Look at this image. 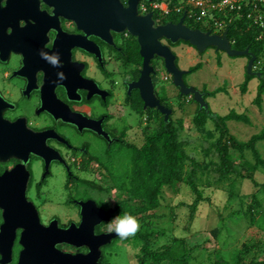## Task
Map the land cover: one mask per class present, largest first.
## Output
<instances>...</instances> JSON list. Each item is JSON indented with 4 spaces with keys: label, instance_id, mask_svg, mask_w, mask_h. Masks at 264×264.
I'll list each match as a JSON object with an SVG mask.
<instances>
[{
    "label": "flooded vegetation",
    "instance_id": "1",
    "mask_svg": "<svg viewBox=\"0 0 264 264\" xmlns=\"http://www.w3.org/2000/svg\"><path fill=\"white\" fill-rule=\"evenodd\" d=\"M179 1L0 0V264H114L127 248L137 250L130 264H144L132 237L106 230L125 200H108L118 157L126 151L130 165L139 121L159 113L134 87L144 59L123 26L134 3L136 20L189 27ZM148 68L169 108L155 86L163 60Z\"/></svg>",
    "mask_w": 264,
    "mask_h": 264
},
{
    "label": "rangeland",
    "instance_id": "2",
    "mask_svg": "<svg viewBox=\"0 0 264 264\" xmlns=\"http://www.w3.org/2000/svg\"><path fill=\"white\" fill-rule=\"evenodd\" d=\"M179 2L176 8H181L187 0ZM250 5L252 12L247 14L246 20H251L259 26L261 30L257 40L264 41V0H246L245 7ZM222 16L230 18L227 15ZM243 16L241 12L230 20H240ZM220 19L219 15L210 14L206 21L221 24L220 35H222L227 31V25ZM195 26L197 27L196 24ZM207 31L209 30H203V32ZM231 43L234 46V41ZM172 51L177 57V66L181 70L187 72L191 68L201 66L199 70L185 75L187 86L194 87L203 94L204 91L208 94L218 91L216 95L205 99L212 116L224 117L234 112L247 119V122L230 120L226 123L232 136L240 142H247L254 135L264 132V94L260 105L256 103L260 78L249 81L247 92H241V86L246 81L247 57L231 58L214 48L199 53L186 42L173 45ZM262 68H264V52L253 70L260 72ZM155 86L158 88L156 89L158 97L165 98L172 110L171 117L179 130V141L184 142L187 153L194 159V163L187 164L186 170H196L195 183L204 201H201L192 218L188 206L197 200V196L191 188L186 184L176 183L175 187L165 189L160 200L161 205L156 212L159 217L149 220L154 230L163 231L165 234L159 244L153 248L162 245L172 246L173 241L176 240V247L184 246L190 252L191 260L188 264L216 262L232 264V256L240 250H249L252 254L257 252L256 258H263L264 169L259 168L254 173L243 170L246 162L255 163L250 150L244 152L243 159L237 153H232L236 160V169L247 178L230 175L225 180H219L214 166L218 164V159L212 146L215 141L214 136L215 138L219 136L214 122L211 119L207 120L205 132H200L196 128L195 117L197 112L202 110L201 106L191 96L179 97L178 88L173 85L166 73L159 76ZM160 122V118L154 119L151 123L139 121L134 132V140L138 148L144 145L148 135L160 128ZM207 131L214 134L212 139L207 137ZM256 150L264 159V141L257 143ZM128 158L126 151L118 157L121 178L124 177V170H127ZM195 164L200 167L194 166ZM123 196H119V192L114 191L109 194L108 200L116 202L118 199H125L126 193H123ZM127 242L141 249L140 245L133 243V238ZM178 242L181 244L179 245ZM135 253H137L136 249H119L117 257L113 259L114 264H130L128 260Z\"/></svg>",
    "mask_w": 264,
    "mask_h": 264
},
{
    "label": "trees",
    "instance_id": "3",
    "mask_svg": "<svg viewBox=\"0 0 264 264\" xmlns=\"http://www.w3.org/2000/svg\"><path fill=\"white\" fill-rule=\"evenodd\" d=\"M242 12L244 14L243 18L235 21L231 20V23H229L228 19L235 18L238 15L237 11L227 12L226 15L230 18H224L222 15H219V17L227 25L228 39L230 42L234 41L233 48L240 51L248 49L256 57L254 62V66L256 67L264 52V41L257 40L261 29L253 21L246 20L247 14L252 12L251 5L248 7L244 6ZM186 22L189 28L193 29L194 23L192 24V21L189 19ZM247 58L249 61L250 57ZM200 67L198 65L191 68L186 74H191L199 70ZM156 68L157 70L159 69L158 65ZM259 71L262 73V78H260L256 100L258 105H260L261 97L264 94V68ZM254 78L258 77L246 73V81L241 86L242 93L247 92L248 83ZM217 92L214 91L208 94L207 91H204V99L216 95ZM179 97L183 98L181 95ZM158 114L157 118L159 119ZM171 116L168 122H165L163 119L161 120L160 128L146 137V141L141 148L135 147L131 150L130 165L124 177L115 180V187L120 193H126L127 195L117 209L118 214L131 213L142 224L140 230L132 238L135 245L141 246L144 264H188L191 260L190 252L184 246L176 247V240L173 241L172 246L162 245L158 248H153L156 244H159L158 242L161 237L165 235L163 231L154 230L152 223L149 222L152 218L159 217L156 212L161 205L160 200L162 199L164 190L175 187L176 183L188 185L197 196V200L188 206L192 212V218L201 201H204L195 183L196 170H186L187 164L189 162L194 163V159L187 153L184 142L179 141V130L175 126ZM208 119L214 122L216 131L219 133V136L215 138L212 132H206L209 139H212L213 136L215 139L212 146L218 159V164H214V166L219 180H225L230 175L247 178L245 174L238 172L236 169V160L233 158L232 153H237L243 159L244 152L250 150L255 163L246 162L243 165V170L245 169L249 173H254L259 168L264 169V159L256 150L257 143L264 141V132L254 135L247 142H240L229 133L226 123L230 120L247 122V119L234 112L224 117L212 116L210 109H202L197 112L195 125L200 132H205V124ZM197 165L195 164L194 166L200 167ZM178 243L179 245L181 244L180 242ZM256 255L257 252L252 254L249 250H240L232 256V264H264V257L258 259ZM215 264L228 263L216 262Z\"/></svg>",
    "mask_w": 264,
    "mask_h": 264
},
{
    "label": "water",
    "instance_id": "4",
    "mask_svg": "<svg viewBox=\"0 0 264 264\" xmlns=\"http://www.w3.org/2000/svg\"><path fill=\"white\" fill-rule=\"evenodd\" d=\"M135 4H131L125 15L124 31L138 39L140 46V54L144 59L145 68L142 71L141 78L137 84L134 85L135 89L139 90L141 98L146 107L157 109L160 114L164 116V121L168 122L172 110L165 108L160 104L155 95V87L151 78L152 69L148 68V62L154 57L161 58L164 62L166 73L171 77L173 85L179 89L181 96H191L193 100L201 106V109L208 110L209 105L204 99V94L196 90L194 87L187 86L184 80L186 71L181 70L177 66V57L170 49V47L161 44L160 40L165 39L171 44L178 42H186L194 47L199 53L205 52L209 48H214L217 52H223L229 57H250L246 71L248 75H254L262 78V73L254 72V62L256 57L250 53L248 49L240 51L234 49L230 40L228 39V31L222 36L212 34L211 32H203L199 29L192 30L183 24L182 19L177 25L167 24L162 27H153L152 23H144L145 18L136 20L133 17V9ZM131 9V11H130ZM14 222V218L11 219ZM37 218L28 219V227L32 228L28 236L31 241L37 237L38 233L35 228L39 226ZM2 235V231L0 233ZM13 238V235L11 236Z\"/></svg>",
    "mask_w": 264,
    "mask_h": 264
},
{
    "label": "built area",
    "instance_id": "5",
    "mask_svg": "<svg viewBox=\"0 0 264 264\" xmlns=\"http://www.w3.org/2000/svg\"><path fill=\"white\" fill-rule=\"evenodd\" d=\"M242 3L244 4L242 5ZM245 5H246V0H187V2L183 4V8L189 20L192 21V24L194 23L193 24L194 26L196 24L197 28H199L202 31L209 30L207 32H211L212 34L222 36L223 34L220 35L221 24H218L216 22L212 23L208 20L206 21V19H208V16L210 14L212 15L214 14L216 16L218 15L225 16L227 12H233V11H237L238 14H240L243 11V7ZM152 8H157V4H154ZM141 9L143 11H146V8L143 6ZM176 9H180V8H176ZM228 21L230 22L231 20L228 19ZM224 24L226 25L225 22Z\"/></svg>",
    "mask_w": 264,
    "mask_h": 264
},
{
    "label": "clouds",
    "instance_id": "6",
    "mask_svg": "<svg viewBox=\"0 0 264 264\" xmlns=\"http://www.w3.org/2000/svg\"><path fill=\"white\" fill-rule=\"evenodd\" d=\"M140 227L141 225L138 219L131 213L125 212L111 218V220L107 222L106 230L109 233H113L121 240H127L129 237L135 236L137 231L140 230Z\"/></svg>",
    "mask_w": 264,
    "mask_h": 264
},
{
    "label": "bare ground",
    "instance_id": "7",
    "mask_svg": "<svg viewBox=\"0 0 264 264\" xmlns=\"http://www.w3.org/2000/svg\"><path fill=\"white\" fill-rule=\"evenodd\" d=\"M171 116V115H170Z\"/></svg>",
    "mask_w": 264,
    "mask_h": 264
},
{
    "label": "crops",
    "instance_id": "8",
    "mask_svg": "<svg viewBox=\"0 0 264 264\" xmlns=\"http://www.w3.org/2000/svg\"><path fill=\"white\" fill-rule=\"evenodd\" d=\"M246 68V67H245Z\"/></svg>",
    "mask_w": 264,
    "mask_h": 264
}]
</instances>
